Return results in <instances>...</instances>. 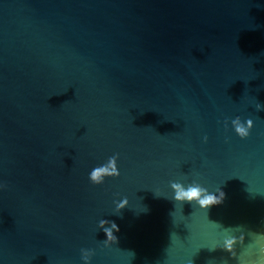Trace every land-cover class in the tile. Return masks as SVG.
<instances>
[{
	"label": "water",
	"instance_id": "obj_1",
	"mask_svg": "<svg viewBox=\"0 0 264 264\" xmlns=\"http://www.w3.org/2000/svg\"><path fill=\"white\" fill-rule=\"evenodd\" d=\"M82 248L264 264V0H0V264Z\"/></svg>",
	"mask_w": 264,
	"mask_h": 264
},
{
	"label": "clouds",
	"instance_id": "obj_2",
	"mask_svg": "<svg viewBox=\"0 0 264 264\" xmlns=\"http://www.w3.org/2000/svg\"><path fill=\"white\" fill-rule=\"evenodd\" d=\"M248 124H249V126H251V120L248 121ZM237 131L239 134H241L243 136V135L248 134L249 129L245 128L243 126H239L237 128ZM101 172H108V173L113 174V175H119L117 167L110 165L109 168L98 169V170L89 172V178L93 182H99L101 180V175H100ZM195 195H196V191H195V189H192L191 193L187 195V198L191 199V198L195 197ZM176 196H177V198L183 199V197L181 196L180 193H177ZM91 252H92V250H90V249H85V248L81 249V260L84 261L85 264H87V261L89 259V255L91 254Z\"/></svg>",
	"mask_w": 264,
	"mask_h": 264
}]
</instances>
